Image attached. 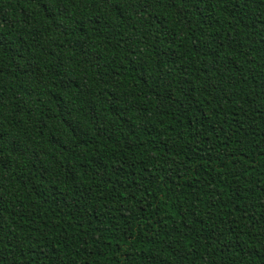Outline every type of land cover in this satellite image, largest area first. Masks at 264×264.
Here are the masks:
<instances>
[{
    "label": "trees",
    "instance_id": "16d2710c",
    "mask_svg": "<svg viewBox=\"0 0 264 264\" xmlns=\"http://www.w3.org/2000/svg\"><path fill=\"white\" fill-rule=\"evenodd\" d=\"M0 264H264V0H0Z\"/></svg>",
    "mask_w": 264,
    "mask_h": 264
}]
</instances>
